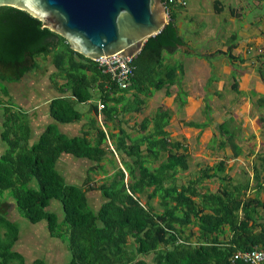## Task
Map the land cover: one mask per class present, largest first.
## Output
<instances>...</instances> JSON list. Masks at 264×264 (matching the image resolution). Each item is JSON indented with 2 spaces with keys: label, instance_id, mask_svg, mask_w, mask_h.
Segmentation results:
<instances>
[{
  "label": "trees",
  "instance_id": "16d2710c",
  "mask_svg": "<svg viewBox=\"0 0 264 264\" xmlns=\"http://www.w3.org/2000/svg\"><path fill=\"white\" fill-rule=\"evenodd\" d=\"M167 9V24L144 41L133 57L135 69L130 84L120 88L96 60L73 50L41 19L24 9L0 5V139L5 144L0 153V264H49L43 257L29 263L16 249L19 226L7 216L6 191L20 216L31 223L45 222L52 237L66 241L71 255L64 264H251L234 258V253L264 250V200L247 194L248 180L234 183L221 175L222 186L213 192L201 191L197 185L202 178L223 172V160L202 169L197 178L176 184V172L189 167L188 150L185 141L172 138L166 129L170 110L158 108L145 116L135 134L133 128L126 129L122 124L123 114L139 112L152 89L165 88L170 95L171 85L180 87L182 65L165 63L163 51H175L186 42L179 34L174 6L169 4ZM232 47L225 52L230 61L243 62L244 58L231 52ZM195 54L206 59L211 55ZM49 55L55 68L52 74L63 82L51 79L57 90L48 103L53 121L31 142L28 112L14 107L3 96H10L8 83L22 80L40 67L38 58L46 60ZM257 72L264 82V67H258ZM95 82L97 100L91 91ZM232 88L244 92L235 78ZM129 90L134 94L132 100L125 95ZM178 93L182 105L186 93L183 89ZM246 93L253 103L264 107V94ZM81 102H89L95 115L100 113L106 130L97 117L88 119L87 128L79 135L70 137L59 130L57 123L76 122L83 117L76 108ZM206 109L209 112L207 103ZM183 124L206 126L194 120ZM219 128L238 154L239 145L226 123H220ZM224 143L221 141V145ZM65 154L92 162L82 183L66 180L58 170L57 162ZM115 154L123 166L114 163ZM156 160L160 161L153 166ZM107 161L115 165L114 171L106 181L95 185L90 173L104 172ZM256 185L261 187V182ZM89 190L100 191L102 201L96 208L87 195ZM155 196H159L162 211L154 210L150 203ZM53 200L62 207L61 218L49 208ZM193 226H197V232Z\"/></svg>",
  "mask_w": 264,
  "mask_h": 264
},
{
  "label": "rangeland",
  "instance_id": "374dc122",
  "mask_svg": "<svg viewBox=\"0 0 264 264\" xmlns=\"http://www.w3.org/2000/svg\"><path fill=\"white\" fill-rule=\"evenodd\" d=\"M217 1L187 0L185 6L173 5L177 14L179 33L193 53H186L184 52L186 50L180 47L174 52L165 50L163 51L165 61L181 64L186 70L190 64H193L190 68L195 70L194 65L201 66L200 59L203 57L195 53L211 54L209 59L203 57L208 63L203 62L204 71L200 80H192L189 77L184 80L185 85L182 87L187 89V94H184L186 102L180 105L178 92L181 91V87L177 89L172 86L170 95L164 93V88L157 90V92L152 89V95L145 98V104L139 112L123 114L122 124L126 129L133 128L132 133L135 134L139 122L144 116H151L159 107L170 110L171 118L166 129L170 131L172 138L185 141L188 150L189 167L186 170L176 172V184L187 183L191 179L197 178L202 169L207 166H217L219 161L223 160L225 165L223 172L199 180L197 184L199 189L201 191H218L222 186L220 176L226 175L234 183L248 180L250 188L247 194L254 196L255 191L251 187L256 182L255 175L258 176L259 181L264 182V120L260 118H264V107L253 103L245 90H242L244 91L242 93H237L232 88V79L239 80V70H245L258 78L257 68L264 67V0ZM251 19L255 22V28L249 32L244 24ZM239 41L240 50H234V52L240 55L246 53V63L236 60L235 64L223 51H227L230 45L239 43ZM247 48L250 49V52L247 51ZM218 49L221 52L217 53L216 50ZM50 59V55L47 56L46 60L38 58L40 67L35 68L32 75L25 79L27 81L24 83L28 86L34 85L37 90L40 88L46 90L42 105L38 106V111L44 109L47 105L45 101L56 90L52 80H57L59 83L63 81L52 74L55 68ZM209 63L212 65L210 66ZM190 68L189 71H191ZM258 80L254 81L256 87L261 86L263 82L260 77ZM248 82L251 85L253 83L251 79ZM263 83L262 85H264ZM239 86L245 89V84L242 81L240 85L238 84V88L241 90ZM94 91L96 94L99 93L97 88ZM125 95L130 100L134 99L132 90H129ZM3 97L6 101L10 99L7 95ZM206 103L209 106V112H207ZM78 107L80 108V106ZM42 115L43 113H41ZM41 119L45 120L46 116ZM186 120L203 121L206 126L193 128L183 124ZM223 122L226 123L234 136V141L239 145L238 154L235 153L225 134L219 128L220 123ZM105 129L107 128L105 127ZM221 141L225 143L221 145ZM1 147L0 143V153ZM115 156L116 162L114 163L123 166L119 157L116 154ZM159 161H153L151 164L156 166ZM90 163L87 159L66 156V159L59 162L58 167L66 180L80 184L87 176ZM114 166L111 161L105 162V173L101 170L90 173L93 177L92 182L98 185L106 181L107 175L114 171ZM212 171L213 169L209 170L210 173ZM87 195L92 206L98 207L102 201L99 191L89 190ZM260 196L264 199L262 194ZM4 198L6 199L4 207L7 209L8 218L14 220L19 226V239L15 245L16 249L22 252L26 261L31 263L36 257H43L48 263L61 264V240L49 234L45 222L31 223L20 216L12 197L8 195V191L4 193ZM141 200L142 202L146 201L145 195H141ZM150 203L154 210L162 211L163 207L159 203V196L151 199ZM49 208L57 212L61 218L63 212L58 201L53 200ZM260 212L262 211L260 210ZM191 228L197 232V226ZM129 240L131 242V239ZM194 240H196L195 236ZM147 259L150 261L151 256H148Z\"/></svg>",
  "mask_w": 264,
  "mask_h": 264
},
{
  "label": "water",
  "instance_id": "95a60500",
  "mask_svg": "<svg viewBox=\"0 0 264 264\" xmlns=\"http://www.w3.org/2000/svg\"><path fill=\"white\" fill-rule=\"evenodd\" d=\"M0 5L28 11L93 60L110 54L135 57L168 22L165 0H0Z\"/></svg>",
  "mask_w": 264,
  "mask_h": 264
},
{
  "label": "crops",
  "instance_id": "0c3cea01",
  "mask_svg": "<svg viewBox=\"0 0 264 264\" xmlns=\"http://www.w3.org/2000/svg\"><path fill=\"white\" fill-rule=\"evenodd\" d=\"M252 20L253 19L249 20V22H246L244 24V26H246V30H248L249 32H251V29H254L255 28L254 27L255 22H253ZM259 21H262V20L259 19ZM176 24L178 26L177 19H176ZM250 25H252V26H250ZM178 30H179V26H178ZM232 45H233L234 48L232 47L233 48V51H231V52L234 55H237L239 57L244 58V62H245V60H246V53H243L242 55H240V54H238V53L236 54L234 52V50H236V51H239L240 50V48H239L240 41H239V43L238 42L237 43H233ZM247 51L250 52V49L247 48ZM223 52H226V51H223ZM190 53H193V51L191 50ZM163 59H164V62L165 63H171V61H168V62L165 61L166 58H163ZM200 62L202 63L201 66L200 65L197 66L198 64H195L194 65L193 68H195V70H193V69L190 68L193 65V64L192 65L190 64L188 67L191 69V71L188 70L189 68L186 70V68L184 66H182V68H183L182 69L183 74H181V78H180V87L185 91L186 94H187V89H185V88L182 87V85H185L184 80H186L187 77L192 78V80L193 79L200 80L202 78L201 77L202 76L201 74L204 71V63L203 62L208 63V61L205 58L203 59V57H201ZM209 64H210V66L212 65L211 63H209ZM235 64H236V62H235ZM201 67H202V69H201ZM198 69H199V71H198ZM239 71H240V73H239L240 74V78L238 80V84L240 85L241 81L245 84V86H244L245 89H243V88H241L239 86L241 88V90H245L246 92L252 91V92H255V93H258V94H264V85H262L263 82L261 83V86L256 87L254 85V81L255 80L256 81H259L258 80L259 77L257 78L255 75L253 76V75H251L250 73H248L245 70H243V71L239 70ZM33 72L34 71H31V72L27 73L22 78V80H20L19 82H13V83H8L7 84L8 89L11 92L10 93V96H9L10 97V103L13 104L14 107H20V108L24 109L29 114L30 124H31V135H30V141L31 142L34 141V140H36V138L38 137V135L40 134V132L44 129V127L46 126V124H48L49 122H52L53 121V119L50 117V115L48 113V103L50 101V98L53 97V96H55V93H56V90H54V94L50 98H48L47 101H45V103L47 105L44 107V109L42 108L41 111H38V106L39 105H42V101H43V98H44L43 95H44V93H46L45 92L46 90H43L42 88H40L39 90H37L34 85L33 86H28L27 84L26 85L24 84L25 81H27L25 79H27L29 76H31ZM214 77L216 78V76H214ZM250 79H251V81H253L252 85L248 82ZM172 86L176 87L177 89L180 88L178 84L171 85L169 87L170 94L172 93L171 92V89H170ZM95 88L98 89V86H96V82L93 84V86L91 88V91H92L93 97L96 98V100H97L98 93L97 94L95 93V91H94ZM53 89H54V87H53ZM12 90H13V92H12ZM154 90H156V89H154ZM163 90H164V93H165V88ZM156 92H157V90H156ZM152 93L153 92L151 91L150 95H152ZM78 106H80V108ZM76 108L79 109L83 113V117L80 120L76 121V122H67V123L61 122V123H57L58 124V127H59V130L62 133L66 134L67 136H70V137L81 134L84 131V129L87 128V124L86 123L88 122V119H90L92 117H97L98 121L102 124V121H101V118H99V115H97V114L95 115V113L90 110L89 102H86V103H84V102L77 103L76 104ZM41 113H43L42 116H41ZM43 116H46V119H45L46 121L41 119ZM2 121H3V109H2V107H0V134H1V129H2ZM39 121H41V122H39ZM186 121H191V120H186ZM199 123H205V122L199 121ZM109 125H111V122H109ZM102 127L105 129V127L103 126V124H102ZM190 127H192V126H190ZM193 128H200V127H193ZM0 143H1V146H2L1 147V149H2L1 152H2L4 150V148H5V146H4L5 144L2 142L1 139H0ZM109 144H111L110 140H109ZM66 156L73 157L72 155H69V154L62 155L61 158L59 159V161L57 162V168H58L59 171H60V168L58 167V164H59V162L61 160L66 159ZM73 158H75V157H73ZM91 164H92V162L90 163V165ZM103 168L105 170V163H104V167ZM255 179H256V182H255L254 186L251 187V188L254 189L255 195H259L260 196V194H262L264 196V184H263L264 182L262 183L261 181H259L258 176H256V175H255ZM258 181L261 182V187H258V185H256V183ZM99 194H100V191H99ZM260 198H261V196H260ZM261 199H263V198H261ZM54 238H58V237H54ZM60 240H61V261H62L61 264H64V263H66L69 260L71 254H70V250H69V248L67 246L66 241H63L62 239H60ZM49 264H53V263H49Z\"/></svg>",
  "mask_w": 264,
  "mask_h": 264
},
{
  "label": "built area",
  "instance_id": "2783aa9c",
  "mask_svg": "<svg viewBox=\"0 0 264 264\" xmlns=\"http://www.w3.org/2000/svg\"><path fill=\"white\" fill-rule=\"evenodd\" d=\"M166 12L168 14L167 5L177 4L179 6H185L187 0H165ZM103 73L110 76L113 83L120 88H126L134 74L133 56H123L121 54L104 55L96 60ZM101 104L98 102V109L100 110ZM100 118V113H99ZM111 145V144H110ZM113 149V146L111 145ZM234 258H242L251 264H260L264 261V250L260 248H254L244 251H236L233 255Z\"/></svg>",
  "mask_w": 264,
  "mask_h": 264
}]
</instances>
